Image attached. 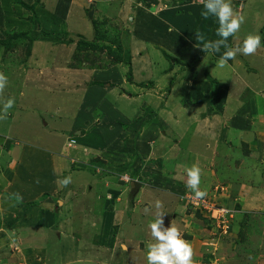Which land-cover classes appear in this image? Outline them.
Returning a JSON list of instances; mask_svg holds the SVG:
<instances>
[{"label": "rangeland", "instance_id": "rangeland-1", "mask_svg": "<svg viewBox=\"0 0 264 264\" xmlns=\"http://www.w3.org/2000/svg\"><path fill=\"white\" fill-rule=\"evenodd\" d=\"M13 2L22 8L14 9ZM23 3L34 8L25 7ZM114 4L118 5V2L0 0V39H16L10 47L3 46L0 41V72L8 77V84L0 94V109L7 99L15 101L8 110L7 119L0 120V150L9 142V147L17 146L16 151L28 146L44 147L51 153L67 155L70 152L67 147L81 144L77 136L85 137L91 133L86 142L93 148L98 146L103 149L109 141L104 136L102 138L101 133L108 132V127L114 124L112 126L119 127V134L116 138L109 134L111 146L117 140L126 141V152L130 156L134 152V156L142 161L136 163V168L154 172L163 169L164 173L173 175L180 167L179 172L171 176L170 185L172 187L174 181L177 186L180 184L174 188L180 191L179 198L186 205L177 212L178 207L168 212L163 208L171 204L172 196L168 194L165 201L158 200L162 208H151L146 214L144 189H149L146 202H151L153 194L158 198L154 188L146 187L147 183L160 189L169 186L159 182L153 184L154 179L147 181L141 178L142 182L147 181L142 193L137 188V182L131 187V192L135 193L132 199L137 200L139 207L128 208L127 205L121 214L106 217L104 225L109 220V230L98 235L90 225L84 224L87 223L84 222L87 220L86 213L96 216L100 211L97 203L93 207L89 198L86 201V196H81V207L76 204L77 208L70 207L60 214L61 217L55 215V223L61 225L66 236H70L68 239L78 242L71 248L68 244L64 246L66 242L60 241L57 233L46 239L52 232L49 229L52 223L38 216L33 217L35 212L49 214L44 211L49 207L47 199L39 203L44 208L28 209V215L32 216L30 223H37L31 228L37 231L29 233L31 239L24 231L14 235L8 221H14L16 213L21 212L20 208L26 204L38 206L39 200L32 202V196H27L19 202L4 193L5 197H0V263L147 264L146 246L152 242L148 224L160 211L165 214V227H170L172 223L179 229L182 238L191 244L192 264L203 262L208 254L214 255L218 264H264V0H247L244 10L238 9V13L245 16V22L240 31L232 36L234 42L229 43L235 47L242 44L241 38L248 34L261 36V47L255 54H238L242 68L252 66L249 67L254 81L245 79L246 85L238 81L239 74H236L237 77L234 73L228 74V71L210 72L204 60H209V56L196 63L200 50L197 51L194 46L199 45L193 37L194 31L190 33V41L182 40L181 29L172 23L167 35L162 32L157 40L147 31L152 27L146 24L150 20L144 21L140 31L138 17L126 12L125 16L122 15L114 10ZM189 8L192 7L187 8L185 15L193 18L195 12ZM14 11H17L15 15ZM234 11L237 12V9ZM4 12L6 17H3ZM157 12L150 11L147 19ZM32 17L35 19L31 20ZM156 19L158 14L153 22ZM163 20L159 18L160 22ZM206 27L212 29V23L205 22L202 28ZM164 28L167 25L163 24L161 29ZM192 28L203 32L196 24ZM152 31L155 32L154 29ZM42 32L48 36L43 37L40 35ZM32 36L37 40L34 38V42L31 41ZM89 41L94 48L81 44ZM187 45L190 46L189 51ZM196 48L199 49L198 46ZM261 55L263 57H259ZM121 58L129 60V64L120 63ZM187 58L192 65L182 70L181 62ZM176 66L178 68L175 69ZM172 75L175 76L173 80ZM96 90L98 92L92 95ZM228 93L233 101H228ZM87 99L93 103L96 99L98 103L89 104ZM153 100L157 106L151 105ZM164 101L166 104L172 102L171 111L166 112L170 117L165 119L172 121L173 128L161 127L158 119L160 115L157 111L162 109V104L166 107ZM143 103L145 107H142ZM110 105L123 111L126 118L122 122L116 123L122 117L105 120ZM81 115H85V119ZM73 123L76 129L70 131ZM122 133H125V138ZM71 137L73 142L68 140ZM140 141L146 147L145 154L131 148ZM117 146L110 149L107 157L113 156ZM71 153L69 155L78 157V154ZM30 158H33V153L28 160H23L25 166L21 160L14 167L15 174L18 172L21 179L33 174ZM5 162L6 158L0 157V166L9 175ZM193 165L201 169L200 189L208 193L204 200L210 211H199L201 205L193 207L188 203L187 197L193 194L186 188L185 168ZM93 168L97 173L102 172L100 165ZM94 173L95 170L91 171L92 175L89 174L91 179L89 175L86 178L93 181ZM79 177H85V171ZM44 178L38 174L34 177L40 183ZM132 181L136 180L129 176L126 183ZM22 182L18 184L22 186ZM4 185L0 184L1 193ZM87 190L91 194L89 188ZM93 192L105 196L107 190L104 185H98ZM91 201L96 202L92 195ZM153 202L155 205L156 202ZM214 207L222 211L215 212ZM136 208L139 213L133 216L130 211ZM17 216L20 219L23 217ZM43 229H49V232L44 233ZM82 231L84 234H78ZM94 242L97 245L94 246ZM8 254L13 259L7 263L5 256Z\"/></svg>", "mask_w": 264, "mask_h": 264}, {"label": "crops", "instance_id": "crops-1", "mask_svg": "<svg viewBox=\"0 0 264 264\" xmlns=\"http://www.w3.org/2000/svg\"><path fill=\"white\" fill-rule=\"evenodd\" d=\"M111 1L113 3L118 2V5L114 4V10L120 11V13H122V15L125 16V12H126L131 16H133L132 14H134L135 17H138L137 20H138V23H140V24H138L139 30H140V28L143 29L144 24H145V22H144L145 20H150V21H147L148 23H146V24H148L149 26L152 25V27H151V29L147 28V31H150L151 34L156 36L157 40L160 37V34L162 32H165L167 35V29L169 28V25H173V24H175L176 28L181 29L182 40L186 39L187 41H190V37H191L190 33H192V31H194L193 37H195V33L197 32V30H194V28H192L195 24L200 27L201 31H203V32H200L198 30V32H200L201 34H203L205 36L206 40L219 39V37L216 36V29L218 27V22L216 21L215 17L204 19L201 16V11L203 10V4L200 2V0H111ZM246 1L247 0H232L233 8L237 9V12H238V9L243 11L245 8V5H246ZM12 5H13L14 9L15 8H22V7H18L19 5L14 4V2ZM188 7H192L189 9H193V11L195 12V15L193 18H189L185 15L186 11L188 10L187 9ZM156 10H158V12H157L158 19H156V22H153V18L157 14H153L150 19H147L148 13L150 14V11L156 12ZM16 12L17 11H14L13 15H15ZM2 14H3V17H6V15H7V13H5V12ZM159 18H164V20L162 22H160ZM212 19H215V20L212 21ZM205 22L212 23V29L210 27H206L205 29H203L202 27L205 26ZM162 23L167 25L166 29L165 28L161 29L163 27ZM190 25H192V27H190ZM153 29L156 33L152 31ZM241 39H244V38H241ZM236 40L239 41V39H236ZM0 41H1V39H0ZM231 42H234V41H233L232 37H229L228 38V44ZM196 43H197V41H196ZM194 46H195V49L197 51L200 50V48L199 49L196 48V46L200 47L199 45H194ZM194 46H192V47L194 48ZM229 46H231V44H229ZM186 48L188 51L190 50L189 45H187ZM223 51L224 50L222 48L220 53H215V54L209 55V54H206L200 50L201 57L199 58V60L196 63L201 62V60H203V57L206 58L207 56H209L210 61L206 60V59H204V60H205V65L207 64L209 67V68L208 67H206V68L208 70H210V72L212 70H216L219 73L220 72L222 73L224 71H228V74H231V73H234L235 75L239 74L240 77H238V75H236L238 77V81H240V83H243L244 85H246L245 81H244L245 79H249V80H251V82H253L254 81V78H253L254 76L252 75L253 71L249 67L251 65L245 66L244 68H242V62H241V60H239L238 55L236 56L235 59L228 61L227 66H225L224 70H222V68H220L218 66L217 62L219 61L220 56L223 53ZM259 57H263V55H261ZM184 62H191V60L187 58L184 60ZM174 66H175V64H174ZM176 68H178V67L176 66L175 69ZM185 68H189V67L186 66ZM239 70H241V72L237 73V71H239ZM172 78H173V75H172ZM122 80H123V78H122ZM122 80H121V82H122ZM175 81L176 80H174V82ZM118 84L119 83H117L116 86ZM246 88H247V90H250V88H248V87H246ZM151 90H152V87H151ZM229 91L231 92V90H229ZM87 92H91V91L88 90ZM97 92H98V90L94 91L92 93V95L96 94ZM227 97H228L227 98L228 101H230V100L233 101V99L231 98V94L228 93ZM133 100H135V99H133ZM87 102L89 104H96L97 105L98 100L96 101V99H94V103H93L87 99ZM162 102L163 101H161V103ZM144 104L145 103H143V105ZM151 105H156L154 100L151 102ZM165 105H166V107H164V104H162V109H160L158 111L156 110L158 112L157 115H160V117H158V119L162 123L161 127H166V128L172 127L173 128L175 126L173 125L172 121L165 119L167 117H170V115H168L166 112L171 111L172 102L170 101L169 104H166V102H165ZM112 106L113 105H110L111 108L108 110L109 114L107 113V118H105V120H108L109 118H114L115 120H119L118 118L122 117V119H120L119 121H116V123L122 122L124 120V118H126L123 111L120 109H116V108L114 109V108H112ZM142 107H145V105ZM153 111H155V110H153ZM138 114H139V112H138ZM81 116L83 117L82 119H85V115H81ZM80 123H82V120H81V122H79V124ZM124 123H125V121H124ZM112 125H114V124H111L110 127H108V132L101 133V137L104 136L109 141V142H107L108 146H106L105 148L103 147V149L98 148V146H96V147L94 146V148H93L91 144H88L86 142L90 139L92 133L86 135L85 137L84 136H77V137H80L79 142H81V144L78 143V145L75 144V145L69 146L67 148H68V152L70 150V152H72L71 154H73V155L78 154V157H74L72 155H69L70 152L67 155H64V154L63 155H57L55 153L49 152V150L44 148V147L39 148V147L28 146V147H22L20 151H16L15 149L17 148V146L14 145L13 148L9 147V145H10L9 142H7V144L5 146H3V145L1 146L0 157L6 158V162L4 164L7 166V170L9 171L10 176L6 175L5 169L2 166H0V171H1V173H0V184H5L2 187L3 193H1V190H0V193L2 194V195L0 194V197L1 196L5 197V195H3L4 193L10 194V195L13 193H19L20 196L23 198L27 197V196H32L31 197V200H33L32 202L39 200L38 206H34V204L31 202H28V204H33L31 206L24 203V204H26V206L24 208H20V210L22 213H26V214H22L21 212L16 211L17 213H16V217L14 216V221H12L11 223H10V221H8L9 226L14 231V235L17 233L20 234L21 232L24 231L26 234V237L30 238L29 233L32 232V234H34V232L37 231V230L34 231V229L33 230L31 229L37 223H30L29 219L32 216L28 215V209H32L31 211H33V210H35L36 207L44 208V206L40 205L39 203L41 202V200L44 201V199L45 200L47 199L46 202H48L49 207L48 208L45 207L47 209H45L44 211L49 213L47 215L48 217H50L49 215H51V219L48 218L45 214L43 215V213H41V215H39L40 213H37V212L33 213L34 214L33 217L38 216L39 219L43 218L45 220L50 221V223H52L51 226L49 227V229L52 232L47 235L46 239L49 238V236L51 234L57 233L59 236V240L62 242H66V243H64V246L66 244H68V246H70L72 248L78 242L77 241L73 242V240L70 241L68 239V238H70V236H66L63 233V231L61 230V225L55 223V215L61 217L62 215H60V214L63 211L69 209L70 207L77 208L76 204H79L81 207L80 197L86 196L85 197L86 201L89 198L90 203H92L93 207H94L93 204L97 203V207L99 208L100 211L99 212L97 211L98 214L96 216L94 215V213H88V214L86 213L85 216H86L87 220H85L84 222H87V223H84V224L90 225L92 227V229L95 230L96 234H98V235L103 234L105 232H108V230H109L107 228V226H108L110 221L108 220L107 225L106 226L104 225L107 221L106 217H111L112 215H115V214L118 215L119 213L121 214L122 212H124V210H125L124 208H126L127 205H128V208H129V206L139 207L138 206L139 203H137V200L133 201V199H132V196H134L135 193L131 192V189H132L131 187H133L132 184H134V182L139 183L136 185L138 186L137 187L138 190L140 189L139 191L142 193V191L144 189L143 185H145V183H147L148 179L149 180L154 179L153 184H155V182L156 183L159 182L161 184H164L166 187L167 186H169V187L160 189V188H158L152 184L150 185V182L147 183L146 187H149L151 189L154 188L155 193H158V198H156L155 194H153L150 197L151 202L150 203L146 202V200L149 197V189L145 188L147 190L144 189V192L146 191L144 194H146L147 196L145 195L146 199L143 201V203L146 204V207H148L150 209L151 208L154 209L155 205H154L153 200L155 202L158 200L165 201V197L168 194L172 196V201H171L170 205L163 206V208L165 210H167L169 212V211H173L175 208L178 207L176 209V212H177L183 207L184 203L179 198V192L180 191H177L175 189L176 187H179L180 184L177 186L176 182L174 181V182H172L173 183L172 187L170 185L171 184V181H170L171 176L175 175V172H179L178 169H180V167L177 170H175V172L173 171L174 172L173 175H169V173H164L163 169L158 170L157 172H154V171H151V170L146 169V168H142V169L136 168L135 167L136 163L140 164V163H142V161H139L137 159L138 156H136V157L134 156L135 154L133 151H132L133 154L131 156H130V154H128L126 152V148H128L127 147L128 143L126 144V141L123 143L122 141L118 142V140H117L115 143V145L118 144L116 151L113 153V156L107 157L109 152H110V149L115 147V145L111 146L112 138L109 137V134H112L115 138L119 134V132H118L119 130L117 131V128H119V127H117V126L114 127ZM73 128L76 129L74 123L70 127V131ZM56 131H59V129ZM121 136L124 138L126 137L125 133H122ZM68 140L71 141L72 137L68 138ZM71 142H73V141H71ZM133 145L131 147L132 149L134 148V150H138V152H141L142 154L147 153L146 147L144 146V143H142V141L134 143ZM34 148H37V149L33 150ZM32 153H33V158H30L32 160V162L30 164V170H32L33 174L28 175V177L25 176L24 179H21V178H19L18 172H17V174H15L16 173L15 165L20 163L21 160H22L21 164L23 165V160H28V157H30V154H32ZM7 155H8V157H7ZM67 160H69L70 163ZM36 165H37V167H36ZM99 165L101 166V169H102L101 173H97L96 169L93 168V167H98ZM6 166H5V168H6ZM23 166H25V165H23ZM11 167H13L14 171ZM150 168H153V167H150ZM19 169H20V167L18 168V170ZM83 170L85 171V177L80 178L79 176L84 174ZM93 170H95L94 179H93V181H91L90 176L92 175L91 171H93ZM37 174L39 176L46 177V178H44L43 182L40 183L39 181L34 179V177L37 176ZM89 174H91V175H89ZM48 175H50V176H48ZM63 175H67L66 177L70 176L72 178V182L69 185H67V187H63L60 183H58V181H61L65 178ZM87 175H89V178H90L89 180L86 178ZM124 175L130 176L132 178V180L135 179L136 181L126 183L121 178ZM141 178H143L144 180H147V181L142 182ZM21 180L23 181L21 183L22 186H20L18 184V182H21ZM98 185H104V188L107 190L105 196L103 194H100V193H97V195H96L95 194L96 191L93 192L94 187H95V190H97ZM140 185H141V187H139ZM182 185H184V184H182ZM87 188H89V190L91 191L90 192L91 194H89ZM81 189H83V191ZM173 189H175V191H172ZM86 190H87V192H86ZM80 193H82V194L80 195ZM91 195L93 197H95L96 202L91 201ZM44 197H46V198H44ZM1 198H0V200H1ZM139 199H140V195H139ZM141 202H142V200H141ZM180 202L182 204H180ZM120 208H122L121 211H120ZM135 210L130 211V212H132L133 216H134V213L135 214L139 213V212H137L138 208H136ZM17 215H22L23 217L20 219L19 216H17ZM70 217L72 218V216H70ZM103 218H104V220H103ZM24 220H27V221H24ZM52 220L54 222H52ZM102 220H103V222H102ZM22 222H25V223H23V225H22V224H20ZM59 222H61V221L59 220ZM50 223H49V225H50ZM52 225L54 226V229H51L53 227ZM49 229L46 231L43 229V232L48 233ZM78 234L82 235V234H84V232L82 231L81 233H78ZM84 243L86 244L87 242H84ZM88 243H90V242H88ZM95 243L96 242H94V246L97 245ZM114 247L116 248V245H114ZM32 249L35 250L33 247H32ZM1 251H2V249H0V252ZM192 258H194V257H192ZM12 259L13 258H11L9 254L5 256L6 262L7 261L10 262V260H12ZM23 264H26V263H23ZM28 264H35V263L31 262Z\"/></svg>", "mask_w": 264, "mask_h": 264}, {"label": "clouds", "instance_id": "clouds-1", "mask_svg": "<svg viewBox=\"0 0 264 264\" xmlns=\"http://www.w3.org/2000/svg\"><path fill=\"white\" fill-rule=\"evenodd\" d=\"M203 4L201 16L204 19L215 17L218 22L216 36L219 39L206 40L205 36L200 32L195 33L197 43L200 50L206 54L220 53L224 51L217 62L220 68L227 66L229 60L236 58L238 54L244 56L253 55L261 47V36L258 34H248L244 37L242 44L235 47L229 46L228 38L235 36L245 22V16L234 11L232 0H200ZM8 84V77L0 72V94ZM14 99L9 98L3 102L0 109V120L7 119L8 110L14 106ZM187 180L186 188L193 194L195 201L204 200L208 193L206 190L200 189L201 169L197 165L185 168ZM72 182L70 176L58 181L63 187H67ZM10 198L22 201L19 193L11 194ZM155 208H162L160 201H156ZM150 208L146 207L144 212L147 214ZM164 213L157 211L155 218L148 224L150 229L151 241L146 246L147 264H192L193 249L191 244L182 238L179 229L171 223L170 227L164 225ZM126 247V246H125Z\"/></svg>", "mask_w": 264, "mask_h": 264}, {"label": "trees", "instance_id": "trees-1", "mask_svg": "<svg viewBox=\"0 0 264 264\" xmlns=\"http://www.w3.org/2000/svg\"><path fill=\"white\" fill-rule=\"evenodd\" d=\"M19 1V0H18ZM23 5L25 6V7H28L26 4H24L23 3ZM28 8H34V7H28ZM35 18L34 17H32V19L31 20H34ZM40 35H42L43 37L44 36H48V34L46 33V32H42V33H40ZM34 38H35V41L37 40L36 38L37 37H34V36H32L31 37V41H33L34 42ZM14 40H16V39H14ZM14 40H8V41H1V42H3V46H8V47H10V44H11V42L12 41H14ZM81 44H84V45H86V46H88V47H90V48H94L95 46L93 45V43H92V41H89V42H87L86 44H85V42H82ZM168 58H171L170 56H167ZM201 57V53L199 54V57L198 58H200ZM120 61H122V62H120V63H126V64H129V60L128 61H125V60H123L122 58L121 59H119ZM181 65H182V70H185V67L186 66H188V67H190L191 65H192V63H190V62H181ZM185 66V67H184ZM205 73H207V74H210L209 73V71H206ZM207 77H209V78H211L212 80H213V78L210 76V75H207ZM175 78V76H173V78H172V80ZM214 81V83L216 82L215 81V79L213 80ZM152 82V81H151ZM150 86V85H149ZM151 87V86H150ZM136 184H139V183H136ZM182 200L184 201V198H182ZM184 203V202H183ZM184 205H186V204H184ZM197 212H198V210H197ZM214 256V255H213ZM212 255H207V257H206V259H204L203 260V262H195L194 264H209V263H213L215 260H217L216 259V257L214 256L213 257ZM218 258V257H217Z\"/></svg>", "mask_w": 264, "mask_h": 264}, {"label": "built area", "instance_id": "built-area-1", "mask_svg": "<svg viewBox=\"0 0 264 264\" xmlns=\"http://www.w3.org/2000/svg\"><path fill=\"white\" fill-rule=\"evenodd\" d=\"M122 178V180L123 181H125V182H128L129 181V176L128 175H124V176H122L121 177ZM187 199L189 200V204L191 205V206H193V207H198L199 205H201L202 206V208H199L198 210L200 211V210H202V209H204V210H211L210 208H208L207 207V205H206V202H205V200H202V201H195V200H193V198L190 196V197H187ZM214 210H215V212H218V211H222V209H220V208H215L214 207ZM217 261V260H216ZM216 261H214L213 263H209V264H218V263H216ZM218 262V261H217Z\"/></svg>", "mask_w": 264, "mask_h": 264}]
</instances>
